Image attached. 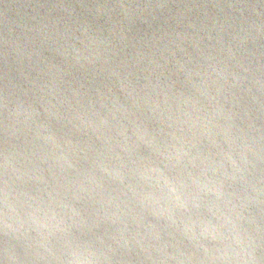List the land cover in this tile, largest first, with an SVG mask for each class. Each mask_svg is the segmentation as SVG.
<instances>
[{
    "label": "clouds",
    "instance_id": "obj_1",
    "mask_svg": "<svg viewBox=\"0 0 264 264\" xmlns=\"http://www.w3.org/2000/svg\"><path fill=\"white\" fill-rule=\"evenodd\" d=\"M0 264H264V0H0Z\"/></svg>",
    "mask_w": 264,
    "mask_h": 264
}]
</instances>
